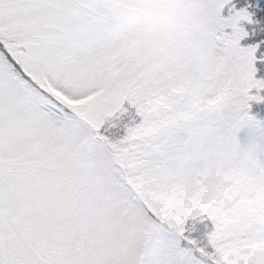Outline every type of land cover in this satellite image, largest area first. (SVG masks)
<instances>
[{"label":"snow or ice","instance_id":"6c2138e0","mask_svg":"<svg viewBox=\"0 0 264 264\" xmlns=\"http://www.w3.org/2000/svg\"><path fill=\"white\" fill-rule=\"evenodd\" d=\"M0 264H264V0H0Z\"/></svg>","mask_w":264,"mask_h":264}]
</instances>
